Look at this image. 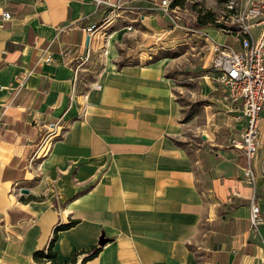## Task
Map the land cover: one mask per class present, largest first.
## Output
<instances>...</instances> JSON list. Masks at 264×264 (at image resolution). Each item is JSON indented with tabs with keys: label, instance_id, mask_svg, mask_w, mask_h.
<instances>
[{
	"label": "crops",
	"instance_id": "0c3cea01",
	"mask_svg": "<svg viewBox=\"0 0 264 264\" xmlns=\"http://www.w3.org/2000/svg\"><path fill=\"white\" fill-rule=\"evenodd\" d=\"M113 1L115 11L0 0V264H39L34 254L70 223L55 235L53 264H264L249 221L252 195L264 211V107L252 187L231 144L244 119L220 93L206 85L198 119L183 122L165 65L139 49L120 68L100 57L104 35L119 58L118 40L165 28L133 0Z\"/></svg>",
	"mask_w": 264,
	"mask_h": 264
},
{
	"label": "built area",
	"instance_id": "2783aa9c",
	"mask_svg": "<svg viewBox=\"0 0 264 264\" xmlns=\"http://www.w3.org/2000/svg\"><path fill=\"white\" fill-rule=\"evenodd\" d=\"M97 7L105 6L112 11L119 9L120 3L113 0H92ZM171 0H161L160 9L167 13ZM229 14L222 23L217 22L216 33L222 38L234 37L240 48L218 41L206 30L187 29L175 21L174 29L186 30L192 36L196 35L205 43L211 54L210 67L206 78L214 83L221 91V101L234 111H238L244 119V128L240 134V141H231L232 145L243 151L244 166L242 174L249 186L254 187L256 175L253 165L260 144V122L264 107V0H245L239 9L228 7ZM2 20L11 19L7 12H3ZM178 20V17H174ZM108 20V19H107ZM97 26L92 25L84 29L87 34L97 32ZM47 56L44 62H50ZM28 74V73H27ZM27 74L19 78L17 92L23 87ZM77 75L73 76L76 81ZM74 96V88L72 97ZM4 110L1 116L4 115ZM0 116V127H5ZM234 196H239L237 193ZM250 234L261 238L260 229L264 227V211L260 209L252 195L249 205ZM39 264H53L43 260Z\"/></svg>",
	"mask_w": 264,
	"mask_h": 264
},
{
	"label": "rangeland",
	"instance_id": "374dc122",
	"mask_svg": "<svg viewBox=\"0 0 264 264\" xmlns=\"http://www.w3.org/2000/svg\"><path fill=\"white\" fill-rule=\"evenodd\" d=\"M173 1H176L174 6H172ZM160 2L161 0L132 1V4L147 9L146 12H154L157 18L163 21L164 25H162L165 28L159 31L158 35L154 36L148 27L143 26L140 28L141 36L143 32L145 33L143 40L131 37L118 40L116 54H119V58L106 52L105 44L108 36L104 35L100 38V45L104 46L99 50V55L102 59L116 58L113 62L116 68H120L136 63L138 58L132 52L139 49L141 61H158L165 65L164 73H167V78L172 80L175 86L182 121L187 122L199 117L205 102L201 97V92L206 85L212 89L213 93L221 94V92L206 78L210 67V52L205 43L201 38L196 35L192 36L186 30L174 29L173 21L187 29L216 31L217 22L222 23L229 14L228 7L239 9L245 0H171L166 14L160 9ZM174 17H178V20ZM198 21L206 24L197 28L195 24ZM220 40L235 50L240 48V43L232 36H226ZM99 65L98 61L97 66ZM237 140L240 141L239 136Z\"/></svg>",
	"mask_w": 264,
	"mask_h": 264
},
{
	"label": "trees",
	"instance_id": "16d2710c",
	"mask_svg": "<svg viewBox=\"0 0 264 264\" xmlns=\"http://www.w3.org/2000/svg\"><path fill=\"white\" fill-rule=\"evenodd\" d=\"M176 4V1H173L172 6H174ZM206 23H203L201 21H198L195 26L197 28H201L205 25ZM73 225V223H70L68 225H59L57 227H55V229L53 230V235L51 236V239L47 245V247L43 250V251H38L34 254V258L38 259L40 262H42L43 260H48L53 258L55 256V253L52 251V246L54 243V239H55V235L57 234L58 231L60 230H65L70 228Z\"/></svg>",
	"mask_w": 264,
	"mask_h": 264
},
{
	"label": "water",
	"instance_id": "95a60500",
	"mask_svg": "<svg viewBox=\"0 0 264 264\" xmlns=\"http://www.w3.org/2000/svg\"><path fill=\"white\" fill-rule=\"evenodd\" d=\"M89 40H90V37L89 36H87L86 37V46H88V44H89ZM204 138V137H203ZM22 193H24V194H27L28 193V191L27 190H22ZM105 244V242H102L101 243V245H104Z\"/></svg>",
	"mask_w": 264,
	"mask_h": 264
}]
</instances>
